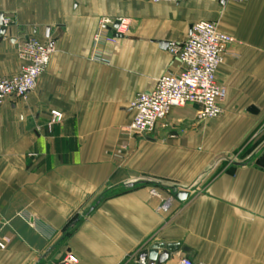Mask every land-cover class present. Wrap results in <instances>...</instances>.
<instances>
[{"label": "crops", "instance_id": "1", "mask_svg": "<svg viewBox=\"0 0 264 264\" xmlns=\"http://www.w3.org/2000/svg\"><path fill=\"white\" fill-rule=\"evenodd\" d=\"M248 5L252 23L219 25L239 42L217 72L223 116L187 105L131 133L135 98L181 72L169 44ZM0 15V78L27 38L53 48L28 98L0 106V264H133L157 243L180 244L168 264H264V0H0ZM104 18L117 41L97 46Z\"/></svg>", "mask_w": 264, "mask_h": 264}, {"label": "built area", "instance_id": "2", "mask_svg": "<svg viewBox=\"0 0 264 264\" xmlns=\"http://www.w3.org/2000/svg\"><path fill=\"white\" fill-rule=\"evenodd\" d=\"M154 4L180 3L186 0H151ZM218 3H245L248 0H214ZM123 23V22H121ZM12 25L9 18H5L0 26L2 30ZM113 21L108 18L101 20L95 42L106 41L116 43L117 39L110 34ZM119 31V29H118ZM238 40L223 31L215 21H200L192 25L188 39L183 43L172 42L168 46L169 54L180 63L179 74L162 76L156 88L149 93L139 94L131 104L135 112L134 119L129 126L133 134L146 135L157 125L163 123L174 109L195 105L198 109V119L208 121L223 116V104L227 99L226 89L218 82L217 72L224 63L225 56L231 46ZM53 48L35 37L24 40L18 48V56L24 63L19 74L0 78V106L8 100H26L37 87L39 78L47 70ZM99 58L98 53L95 54ZM53 122L62 120L60 113H52ZM169 202L162 210H169ZM5 249V244H0ZM137 264H158L149 259V249L143 247L137 251ZM61 264H78L76 258L68 254ZM168 264V263H165ZM178 264H196L187 257H182ZM206 264V263H198Z\"/></svg>", "mask_w": 264, "mask_h": 264}, {"label": "water", "instance_id": "3", "mask_svg": "<svg viewBox=\"0 0 264 264\" xmlns=\"http://www.w3.org/2000/svg\"><path fill=\"white\" fill-rule=\"evenodd\" d=\"M227 2L223 1L221 2L222 5H225ZM3 16L0 15V26H2ZM119 23L115 25V27H118ZM6 30H2V34H5ZM188 197L187 193H179L177 195V198L184 201ZM180 251V244L172 243V244H166V243H157L153 244L149 250V259L151 261L157 262L158 264H165L167 263L173 254L179 253ZM184 252H187V250H184Z\"/></svg>", "mask_w": 264, "mask_h": 264}, {"label": "rangeland", "instance_id": "4", "mask_svg": "<svg viewBox=\"0 0 264 264\" xmlns=\"http://www.w3.org/2000/svg\"><path fill=\"white\" fill-rule=\"evenodd\" d=\"M250 8L251 7L248 5L244 9L239 8L237 10H229L227 7L223 8L222 6L221 7L219 6L218 19L215 22H217L219 25H220V21H221V23H226V22H231V21H238V22H243V23H250L251 22L252 23L253 20H251V19L253 18L252 16H254V15H253V12L250 11ZM207 183H208V181L206 182V184ZM139 184H141V186L146 185L144 183H139ZM149 185H151V184H149ZM154 187L155 188H167L164 183H161L160 186H157V185L153 186L152 185V188H154ZM175 188H179V187H175ZM167 212H171L170 207H169V210ZM137 251H135L133 253V264H137V262H136Z\"/></svg>", "mask_w": 264, "mask_h": 264}]
</instances>
